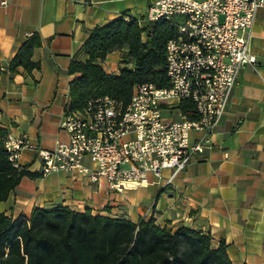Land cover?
I'll return each instance as SVG.
<instances>
[{
  "label": "crops",
  "instance_id": "obj_1",
  "mask_svg": "<svg viewBox=\"0 0 264 264\" xmlns=\"http://www.w3.org/2000/svg\"><path fill=\"white\" fill-rule=\"evenodd\" d=\"M154 0H0V128L15 137L25 135L44 149L67 141L60 128L69 102L72 60L84 61L82 46L91 30L113 19L147 24ZM37 34L40 46L30 73L7 67L19 46ZM255 69L243 67L224 114L211 137L209 149L192 156L170 183V170L157 182L148 174L146 186L108 187L104 179L92 182L85 174L40 173L41 163L31 149L21 151L23 176L0 213L11 220L30 217L34 208L66 207L74 212L124 218L132 222L154 218L159 227H178L209 235L211 246L220 242L232 264H264V6L256 12L250 38ZM117 65L102 69L117 74ZM106 59V58H105ZM130 68L132 64H128ZM195 134L191 135L194 138ZM83 165L93 166L88 159Z\"/></svg>",
  "mask_w": 264,
  "mask_h": 264
},
{
  "label": "built area",
  "instance_id": "obj_2",
  "mask_svg": "<svg viewBox=\"0 0 264 264\" xmlns=\"http://www.w3.org/2000/svg\"><path fill=\"white\" fill-rule=\"evenodd\" d=\"M262 6L264 0H154L147 21L181 18L165 47L169 86L138 84L127 105L108 96L89 99L83 110L65 113L60 128L67 141L53 149L6 133L3 147L9 162L19 169L21 151L31 149L42 176L78 172L121 191L149 185L148 174L158 182L162 171L170 170V183L194 154L210 148L240 70L255 69L249 44ZM186 100L192 112L180 107ZM85 158L92 169L83 165Z\"/></svg>",
  "mask_w": 264,
  "mask_h": 264
},
{
  "label": "trees",
  "instance_id": "obj_3",
  "mask_svg": "<svg viewBox=\"0 0 264 264\" xmlns=\"http://www.w3.org/2000/svg\"><path fill=\"white\" fill-rule=\"evenodd\" d=\"M181 18L147 21L143 27L124 16L94 28L82 46L86 60H72L67 72L73 77L65 113L81 111L91 98L108 96L127 105L134 86L152 83L168 87L165 47L176 34ZM40 46L37 34L17 49L7 70L30 73L38 65L31 60ZM117 74H108L101 63L114 51L122 52ZM128 64H132L130 68ZM2 68L0 66V73ZM192 112L190 101L180 105ZM0 128V201L23 176H36L14 168L3 147ZM0 264H232L222 241L213 248L209 235L178 227H159L154 218L132 222L124 218L91 215L89 210L34 208L30 217L11 220L0 213Z\"/></svg>",
  "mask_w": 264,
  "mask_h": 264
},
{
  "label": "rangeland",
  "instance_id": "obj_4",
  "mask_svg": "<svg viewBox=\"0 0 264 264\" xmlns=\"http://www.w3.org/2000/svg\"><path fill=\"white\" fill-rule=\"evenodd\" d=\"M119 58L122 59V54L119 56ZM117 61H118V55L117 52H111L106 56L105 62H104V67L106 69H112L113 67H115L117 65ZM121 62V61H120Z\"/></svg>",
  "mask_w": 264,
  "mask_h": 264
}]
</instances>
